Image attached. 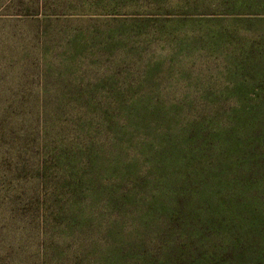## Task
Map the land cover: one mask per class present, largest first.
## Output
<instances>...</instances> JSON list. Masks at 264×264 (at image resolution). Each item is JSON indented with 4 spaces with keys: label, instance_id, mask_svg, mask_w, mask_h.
Returning a JSON list of instances; mask_svg holds the SVG:
<instances>
[{
    "label": "trees",
    "instance_id": "1",
    "mask_svg": "<svg viewBox=\"0 0 264 264\" xmlns=\"http://www.w3.org/2000/svg\"><path fill=\"white\" fill-rule=\"evenodd\" d=\"M151 1L160 2L0 0V22L37 27L41 81L38 88L32 82L0 85V264H152L133 259L132 248L117 242L115 228L132 213L127 207L131 202L144 208L151 204L144 194L172 205L188 183L184 175L189 163L181 170L177 162L194 156L189 152L197 150L193 140L207 131L213 134L214 121L195 126L191 119L179 121L177 103L134 97L126 74L122 85L104 70L93 79L96 84L69 81L86 59L100 69L106 65L104 54L86 55L87 47L81 55L78 49L89 45L88 36L98 40L107 31L98 36L95 27H89L86 35L87 30L71 24L73 20L81 23L99 12L139 10ZM175 3L185 17H197L194 12L206 7L237 12L228 0L212 6L197 0ZM115 38L104 36L99 44L106 49ZM53 41L64 44L62 53L51 50ZM241 112L250 117L257 106L239 107L236 117ZM216 126L222 130L221 123ZM186 192L188 188L181 195ZM98 205L116 216L100 235ZM154 219L148 215L146 222Z\"/></svg>",
    "mask_w": 264,
    "mask_h": 264
},
{
    "label": "rangeland",
    "instance_id": "2",
    "mask_svg": "<svg viewBox=\"0 0 264 264\" xmlns=\"http://www.w3.org/2000/svg\"><path fill=\"white\" fill-rule=\"evenodd\" d=\"M159 1L71 23L116 38L104 49L99 44L104 36H88L89 45L79 53L90 47L86 55L104 54L106 65L100 69L86 59L69 81L96 84L93 79L104 70L121 84L126 74L134 97L177 103L179 121L208 126L213 120L215 125L213 134L207 131L193 140L197 150L189 152L194 156L177 162L181 170L189 163L184 175L188 183L183 185L188 192L181 195L182 190L170 207L144 194L151 204H128L133 211L118 223L114 236L132 248L133 259L152 264H264V0H228L237 12L206 7L194 12L197 17H185L175 0ZM197 2L212 6L220 0ZM37 31L32 25L0 22L1 86L41 85ZM63 46L53 41L50 48L62 53ZM252 105L256 113L236 117L239 107ZM220 123L222 130L216 126ZM142 187L149 189L148 183ZM105 211L98 205L99 235L116 220ZM148 215L155 217L152 223L146 222Z\"/></svg>",
    "mask_w": 264,
    "mask_h": 264
}]
</instances>
